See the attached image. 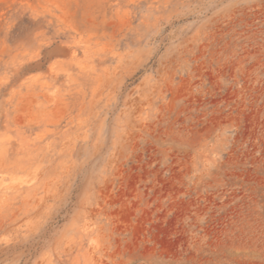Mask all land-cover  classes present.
I'll return each mask as SVG.
<instances>
[{
    "label": "rangeland",
    "instance_id": "obj_1",
    "mask_svg": "<svg viewBox=\"0 0 264 264\" xmlns=\"http://www.w3.org/2000/svg\"><path fill=\"white\" fill-rule=\"evenodd\" d=\"M0 264H264V0H0Z\"/></svg>",
    "mask_w": 264,
    "mask_h": 264
}]
</instances>
